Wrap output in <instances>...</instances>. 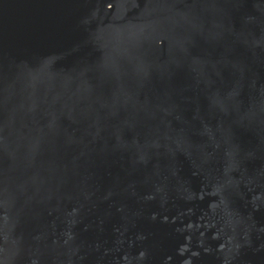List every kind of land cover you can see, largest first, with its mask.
I'll return each mask as SVG.
<instances>
[{"label": "water", "instance_id": "water-1", "mask_svg": "<svg viewBox=\"0 0 264 264\" xmlns=\"http://www.w3.org/2000/svg\"><path fill=\"white\" fill-rule=\"evenodd\" d=\"M0 264H264V0H0Z\"/></svg>", "mask_w": 264, "mask_h": 264}]
</instances>
